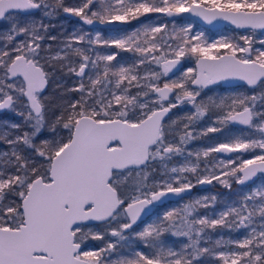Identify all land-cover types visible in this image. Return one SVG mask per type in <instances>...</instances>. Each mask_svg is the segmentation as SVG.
Returning <instances> with one entry per match:
<instances>
[{
	"label": "snow or ice",
	"instance_id": "snow-or-ice-1",
	"mask_svg": "<svg viewBox=\"0 0 264 264\" xmlns=\"http://www.w3.org/2000/svg\"><path fill=\"white\" fill-rule=\"evenodd\" d=\"M41 9L47 17L62 9L85 25L98 23L111 29L119 24L120 28L110 38L102 37L100 31L94 39L88 32L74 31L58 51L41 56L42 51L51 52V46L42 49V33L48 25L16 19L17 14ZM152 13L172 18L171 32L167 23L151 22L147 14ZM182 13L209 23L223 19L237 28L264 29V0H81L79 6H65L63 0H0V20H12L8 33L0 35L5 41L0 48V112L9 109L23 118V125L0 126V143L10 148L0 152V264H200L205 255L223 264H264V186L238 193L241 198L226 205L217 218L195 215L199 207L216 200L215 196L204 197L165 211L138 232L131 231L138 221L151 217L158 202L189 192L194 185L188 174L196 175L197 184L218 181L231 188L230 181L244 186L258 172L264 173V92L259 97L238 95L230 104L223 99L219 103L211 98L198 101L203 88L228 78L264 88V50L257 49L253 58L249 36L240 37L245 46L227 37L206 43L202 32L191 35V24L177 29L175 18ZM141 17L148 22L129 30L130 22ZM19 36L25 39L17 41ZM79 44L86 47L75 46ZM97 45L114 50L96 52L93 59L86 53ZM116 50L132 53L134 62L112 64L119 54ZM186 56L195 57V67L161 85L162 78ZM73 57H79L78 69ZM46 65L53 70L67 68L81 78L71 89L81 93L80 98L69 103L51 124L39 99L50 76ZM152 65L160 71L139 73L141 66L150 69ZM89 66L95 76L88 75L86 85ZM185 102L195 111L184 118L186 122L181 121L178 133L177 121L166 125L164 118ZM212 109L221 111L214 121L221 127L194 133L195 122ZM229 123L246 126L259 138L238 134L202 152H189L183 165L168 168L174 156L184 154L183 145L189 140L221 132ZM24 125L30 131L14 135ZM46 126L53 137L37 144ZM58 128L67 135H57ZM212 153H235L236 159L209 166ZM245 153H251V158L242 159ZM157 162L168 178L149 183L155 172L151 166ZM201 163L205 175H198ZM122 187L130 191L125 194ZM9 195L18 197L19 203L5 204ZM92 221L106 225L103 232L89 233L92 238L109 239L104 247L86 251L81 245L89 234L82 227ZM218 226L244 229L246 235L228 241L235 249L227 252L202 247V242L211 241L207 230ZM166 232L186 237L188 242L174 250L162 240ZM133 237L149 251L123 254Z\"/></svg>",
	"mask_w": 264,
	"mask_h": 264
},
{
	"label": "rangeland",
	"instance_id": "rangeland-1",
	"mask_svg": "<svg viewBox=\"0 0 264 264\" xmlns=\"http://www.w3.org/2000/svg\"><path fill=\"white\" fill-rule=\"evenodd\" d=\"M81 0H78V3H76L74 6H79ZM148 17L150 18L151 22L156 23L159 21H163L164 23H167L169 25V32H171L172 30V23H171V19H166L163 15L161 14H147ZM50 18L52 19V21L56 18H59L61 22H67L69 21L66 17H64L62 15L61 12H59V14H55L51 17H47L44 16V10H38L36 13L34 14H17L16 15V19L20 20V21H37L38 23L40 21H42L45 25H50L49 21ZM176 27L181 28V27H186L188 24L192 25V30H191V35H195L196 33L202 32L204 34V40L206 43H212L215 40H218L222 37H227L229 38L233 43H239L241 46H245L244 42L242 40H240V37L242 36H249L250 39V44H251V48H252V57L254 58L256 55V50L260 49V50H264V43H261L262 41H264V32H260L257 30H253V29H245L243 31H238V30H234L233 28L229 27V26H224L220 29H216V30H209L206 27H202L200 26L196 21H194L193 19H183L180 17H176ZM12 20L11 18L5 19V20H0V35L3 34H7L10 28V24H11ZM148 21L145 20V17H141V19L137 22H135L134 25L129 26V30L134 29L136 27H139L141 24L146 23ZM52 24L54 22H51ZM81 30L83 32H88L91 34V37L94 39L95 38V32L96 31H100L101 32V36L104 38H110L112 36L117 35V31L113 30V31H109V30H100V29H89V28H85V27H80V25L77 22H74L70 25V30L69 32V36L68 38L71 36V34L75 31V32H81ZM44 33H42L43 35ZM67 38V40H68ZM25 39V37L23 36H19L17 38V41L19 40H23ZM5 45V41L0 39V48H3ZM44 47V49L47 48V42L44 43L42 45ZM76 47H86L84 44H79V45H75ZM175 46V45H174ZM63 47V44L60 45L58 47L61 48ZM58 49H56V51H58ZM114 49H105L103 46L101 45H97L95 46L94 51L89 50L87 51L86 54L92 56V58H95V53L99 52L100 54H110L111 51H113ZM55 51V52H56ZM118 51V55L116 57V60H114L112 62V64H118V63H123L125 65L130 64L127 63V61L130 60H135V57L133 56V58H131L125 51ZM55 52H52V54H54ZM223 52V50H222ZM213 54L215 55L216 53L213 52ZM47 55H51L49 53H47L46 51H42L41 52V56H47ZM127 55V56H126ZM238 56L242 55L240 53H237ZM123 57L126 60H120L119 58ZM195 57H191V56H186L185 58H182L181 60V66L178 69L177 72H175L174 74L166 77V78H162L161 80V84L164 82L165 79H177L179 78L183 72L188 68V67H194L193 62H194ZM119 60V61H118ZM134 60L132 61V63L134 62ZM43 60H41L42 62ZM118 61V62H117ZM126 61V62H125ZM131 63V64H132ZM78 69V63L75 65ZM103 68V64H100V69L102 70ZM149 70H155V71H159V67H157L156 65H152L151 68H146L144 66H141V68L139 69V73L141 75H143L145 73V71H149ZM73 76L76 79H80L81 78L79 76H77L75 73H72ZM88 75H93V78L95 76L94 71L91 69V66H89L88 69H86V74L84 77V83L87 85L88 84V80H87V76ZM258 90V92H264V88L257 86L256 87ZM251 89H249L248 87H246L243 84H237V85H231V86H219V84H215V85H210L206 88H203L201 90V94L200 97H198V101L200 100H204V101H208L209 98H211L212 100L216 101L217 103L220 102L221 99H223L224 101L226 100V104H230L231 103V98H234L238 95H247L249 97L256 95V91H250ZM133 92V90H132ZM135 93V91L133 92V94ZM171 101L173 103H177L175 100L174 96L170 97ZM167 105V104H166ZM19 111H25V109L23 108H19ZM195 109L188 103H178L177 107L171 109V111L168 114V118L166 120V125H170L172 121H177V124L174 126V128L176 129V131L179 133V131L182 129V123L181 121H184V118L188 115H190L192 112H194ZM259 111V110H257ZM138 114V113H137ZM222 114L221 111H218V109H212L210 110L205 117H203L202 119H200L199 121L195 122L194 126H193V131L194 133L198 134L200 132L205 131L208 127H221L219 124L214 123V121L216 120L217 116ZM23 122V118L19 115L16 114V112L12 111V110H8L7 112H5L4 114L0 115V126L5 125L7 123H19V122ZM186 122V121H184ZM23 131H30V128L26 125L23 126V129H21V133ZM238 134H243V135H252L253 138H259V135L256 134L255 132H252L251 130H249L248 128H243V129H236V130H227L224 126L223 130L221 132H215V133H208L205 136H201V135H196L194 139L189 140L187 144L183 145L184 147V154L183 155H179V156H174L172 161L168 163V168H172V167H178L181 166L185 163V156L187 155V153L192 152L195 153L196 151H203L206 150L208 147H214L215 145H217L218 143H222V142H227L228 139L232 136L238 135ZM171 138V137H169ZM176 140H179V135H176ZM256 153L259 154V150H256ZM228 158H232V159H236V154H232L231 156L224 158L219 156L216 153H212L210 155V157L208 158L210 164L209 166H211L212 164L218 162L219 160H227ZM242 159H250L251 158V153H245L242 157ZM191 160L194 162L195 161V157H191ZM203 160V157H202ZM152 168L155 169V172L152 176V179L149 180V183H152V180H156V181H160L163 179H167V176L162 175L163 169L161 168L160 164L157 162L156 164L151 166ZM201 171L198 173V175H205L207 173L203 172V168H204V164L201 163ZM217 174H219V172H217ZM125 175H127V173H125ZM193 176L195 177V181H196V175L193 174H188V178L190 180H192ZM224 177H222L223 179ZM121 179H123V177H121ZM133 179H135V174L133 173ZM131 183V182H130ZM231 185H236L235 182H231ZM264 186V175H257L255 180L245 186H242L240 188V190H238L239 193L244 192L247 193L250 190L256 189L258 187ZM230 189L222 184H220L218 181H213L212 184H208L205 187H202V189H200L199 192H196L195 194H191L189 195L186 199L183 200H178L172 203H168L162 207H158L155 208L153 211V214L151 215V217L149 218H145L143 221L139 222L136 226L133 227V229L131 230L133 233L134 232H138L140 230H142V228L149 222V220H156L158 218V215H162L165 211L171 210L172 208H180L182 207L184 204L186 203H190L196 199H202L204 197H211V196H215L217 197L219 193L225 194L226 192L224 190ZM125 194H127L130 189L129 188H123L121 189ZM219 202V206L215 207V204L217 203V201L215 200V202L212 201H208V207H199L195 213L196 216L198 217H204V216H212L214 215V217H217V215L219 214V212L225 210L226 205L231 204V200H226L225 198H223V196H221L220 198H216ZM9 201L11 200V195H9L6 200H5V204H7ZM201 210L203 211V214L200 212ZM115 226V225H113ZM106 229V225H104L103 223H95V224H87L85 226L82 227V230L86 233H95V232H103ZM172 235L170 232H166L165 235L168 237V235ZM182 239L181 245L183 246L185 243H187V238L186 237H182V236H178ZM244 238V236H243ZM91 239V241H90ZM109 238L106 237L105 240H96L93 239L91 234L88 235V238L86 239L88 242H93L96 244H83L82 243V249L86 250V251H94V250H98L99 248H102L105 246L107 240ZM167 246H170V244L168 243ZM134 250H140V251H144V252H148L149 250L145 247V245L143 244L142 241L136 239L135 237H133V239L130 242V247L129 248H125L122 249L123 254L128 255L130 254L132 251ZM221 251H229L228 249H222ZM210 257H215V256H210ZM115 258V257H113ZM200 264H223V261L220 260V262H216V261H211V262H200Z\"/></svg>",
	"mask_w": 264,
	"mask_h": 264
},
{
	"label": "trees",
	"instance_id": "trees-1",
	"mask_svg": "<svg viewBox=\"0 0 264 264\" xmlns=\"http://www.w3.org/2000/svg\"><path fill=\"white\" fill-rule=\"evenodd\" d=\"M63 3L65 6H74L76 3H78V0H63ZM59 12L62 13V9H60L56 13V15L59 14ZM51 22H54V23L52 24ZM135 22L137 21H131L130 26L134 25ZM49 23L50 25H48L47 32L43 34L45 36V39L43 40L42 45L47 42V48L48 46H51V52L50 53L47 52V53L52 54V52H55L56 49H58V47L62 45L64 41L67 40L69 36L68 31L70 30L71 24H70V20L67 22H61L59 18H56L53 21L50 20ZM49 37H55V39L53 40V39H50ZM42 49H44L43 46H42ZM127 53L129 52H126V54ZM128 55L131 58H133L134 56L132 53H129ZM119 59L126 60L123 57ZM73 60L76 61L75 65L79 63V57H73ZM133 60L127 61V63L130 62L131 64ZM41 63L43 64L44 61H42ZM45 69L47 70V72L50 73V76L48 78V84L45 89V92L41 95V102H42V105L44 106L46 121L48 122V124H51V122L55 119V117L60 115L61 111L65 107H67L69 103H71L73 100L80 98L81 93L77 91H71V89L76 88L81 82V80L79 78L76 79L72 75V73H69L67 71V68L61 69L59 66H57L55 70H53L50 66L46 65ZM132 90L133 92L135 91L134 88ZM257 90L258 89L255 87L251 89L250 91H256L257 94L255 96L259 97L262 94V92H258ZM256 103H257L256 110H261L259 107L261 101L258 99ZM3 130H7V129L5 128ZM19 134H20V131L14 133V135H19ZM57 135L66 136L67 133L63 131L62 129L58 128ZM52 137H53V133L51 132L50 128L46 126L42 129L41 133L38 134V138L35 140V142L39 144L42 140L51 139ZM3 151H10V148L6 144L0 143V152H3ZM27 154L32 155L31 152ZM37 163H40V161L38 160ZM240 188L241 187H238L237 185L232 184L230 189L224 190L226 192L225 194L219 193L216 198H220L221 196H223V198H225L226 200H231V202L233 203L234 201H237L241 198L239 195H237L239 193L238 190H240ZM11 200L19 203V198L14 195H11ZM216 201L217 203L215 204V207L219 206V203H218L219 201L217 199ZM203 211L204 210L200 209V212L202 214H203ZM208 217L217 218V217H214V215L208 216ZM257 223H259L258 220H257ZM207 231H208L209 236L211 237V241L202 242L201 246L202 247H214L215 246L217 250H222V249L234 250L235 245L229 244L228 241L243 239V236L245 237L246 235V230L244 229L235 230V229H228V228L219 227V226L215 230L209 229ZM162 240L165 242L166 245H168L169 243L170 247H172L174 250H179L183 247L181 245L182 239L178 236L169 234L167 237L164 233V235L162 236ZM216 240H220L221 244L215 245ZM205 241H207V237H205ZM83 244L93 245L96 243L88 242L87 240H84ZM208 261L209 262L211 261L220 262V260L217 257H210L207 255L202 257L200 260V262H208Z\"/></svg>",
	"mask_w": 264,
	"mask_h": 264
},
{
	"label": "water",
	"instance_id": "water-1",
	"mask_svg": "<svg viewBox=\"0 0 264 264\" xmlns=\"http://www.w3.org/2000/svg\"><path fill=\"white\" fill-rule=\"evenodd\" d=\"M34 11H36V10H32L31 12H34ZM29 13H30V12H29ZM62 14H63L66 18H69V19H75L79 24H81L82 26L87 27V28H101V27H102V28H109V26H106V25H100V24H98V23L93 24V25H85V24H83V22L80 20L79 17H75V16H73V15H71V14L64 13L63 11H62ZM178 17L183 18V19H186V18H188V19H193V20L196 21L200 26H202V27H206V28L209 29V30L220 29V28H222V27H224V26H229V27L233 28L234 30H238V31H243V30H245V29H252V28H250V27H249V28H237V27H236L235 25H233L230 21H226V20H223V19L213 20L211 23H209V22L205 21L203 18L198 17V16H195V15H193V14H191V13H182V14H180V16H178ZM165 18H166V19H171V18H168V17H165ZM119 28H120V25H119V24H114V25L111 26V29H119ZM253 30H257V31H260V32H264V29H253ZM169 58H172V57H169ZM193 65H194V67H195V59H194ZM180 66H181V62H180V64H178V65L172 70L171 73H169V76L172 75V74H174L175 72H177L178 69L180 68ZM159 71H160V68H159ZM215 84H220V85H223V86H231V85L243 84V85H245L246 87H248L249 89H252V87L247 86L246 83H245L244 81H241V80H239L238 78H228V79H226V80H221V81H218V82H216V83H214V84H210V85H215ZM46 85H47V84H46ZM161 85H162V84H161ZM210 85H208V86H210ZM208 86H207V87H208ZM45 88H46V86H45ZM45 88H44L41 92H43V91L45 90ZM238 110H240V109H238ZM166 116H167V115H166ZM166 116H165V117H166ZM229 124H230V125H233V126H238V127H241V128H246V126L240 125V124H238V123H229ZM217 154H218L219 156H221V157L227 158V157L231 156V155L234 154V153H217ZM259 174L264 175V173H259V172H258L257 175H259ZM257 175H256V176H257ZM256 176L253 177L252 180L246 182L245 185H248V184L252 183V182L255 180ZM207 185H208V184H204V185H201V184H200L201 187H205V186H207ZM236 185H237V184H236ZM245 185H244V186H245ZM238 186H239V187H242V186H240V185H238ZM189 192H190V191H189ZM189 192L184 193V194H181L180 196H172V195H169L168 197L164 198L163 202H165V201H170V200H176V199H178V198H181V197H183V196L188 195ZM163 202H158L157 205H159V204H161V203H163ZM157 205H156V206H157ZM143 219H144V218H143ZM143 219H141V220H143ZM141 220H140V221H141ZM140 221H138V222H140ZM96 222H97V221L85 222V224L96 223ZM138 222H137V223H138Z\"/></svg>",
	"mask_w": 264,
	"mask_h": 264
},
{
	"label": "flooded vegetation",
	"instance_id": "flooded-vegetation-1",
	"mask_svg": "<svg viewBox=\"0 0 264 264\" xmlns=\"http://www.w3.org/2000/svg\"><path fill=\"white\" fill-rule=\"evenodd\" d=\"M38 10H36V11H34V12H30V13H21L22 15H24V14H34V13H36ZM63 15V14H62ZM64 16V15H63ZM65 17V16H64ZM68 20H70V24H72L73 23V21L74 22H77L75 19H69V18H67ZM50 20H52V19H50ZM78 23V22H77ZM79 24V23H78ZM80 25V27H84V26H82L81 24H79ZM85 28H87V27H85ZM89 29H100V30H109V31H113V30H116V29H110V28H89ZM45 71L47 72V70L45 69ZM73 75V74H72ZM48 84V83H47ZM219 86H223V85H220L219 84ZM46 87H47V85H46ZM46 89V88H45ZM253 89V88H252ZM45 92V90L43 91V92H41L40 93V95H39V99H40V101H41V95L43 94ZM26 102V101H25ZM225 102V104H226V100L224 101ZM42 103V102H41ZM165 106H167L166 104H165ZM9 109H5V110H3L2 112H0V115L1 114H4L5 112H7ZM238 110V109H237ZM218 111H220V110H218ZM169 114V113H168ZM168 114H167V116L164 118V123L166 122V120H167V118H168ZM18 124H21V125H23V122H19ZM166 124V123H165ZM225 128L227 129V130H236V129H243V128H241V127H238V126H233V125H230V124H227V125H225ZM247 128V127H246ZM21 129H23V127L21 128ZM20 134H21V130H20ZM217 154V153H216ZM191 182L193 183V185H194V187L190 190V192L188 193V195H186V196H183V197H181V198H178V199H176V200H170V201H165V202H163V203H161V204H159V205H157V206H155V208H158V207H162V206H164V205H166V204H168V203H172V202H175V201H178V200H183V199H186L189 195H191V194H195L196 192H199L200 191V189H202V187L200 186V184H197L196 183V181H195V177L193 176V178H192V180H191ZM238 186V185H237ZM239 187V186H238ZM154 208V209H155ZM145 219V218H144ZM143 219V220H144ZM143 220H141V221H143ZM140 221V222H141ZM96 223H102V222H96ZM139 223V222H138ZM137 223V224H138ZM90 224H95V223H90ZM85 225H87V224H85ZM84 225V226H85ZM136 226V225H135ZM81 247H82V245H81Z\"/></svg>",
	"mask_w": 264,
	"mask_h": 264
}]
</instances>
